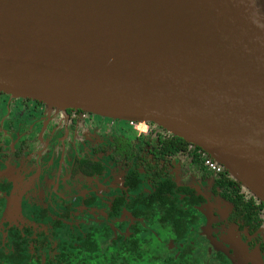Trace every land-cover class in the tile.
Returning <instances> with one entry per match:
<instances>
[{"label":"water","instance_id":"1","mask_svg":"<svg viewBox=\"0 0 264 264\" xmlns=\"http://www.w3.org/2000/svg\"><path fill=\"white\" fill-rule=\"evenodd\" d=\"M0 92L155 123L264 203V0H0Z\"/></svg>","mask_w":264,"mask_h":264},{"label":"flooded vegetation","instance_id":"2","mask_svg":"<svg viewBox=\"0 0 264 264\" xmlns=\"http://www.w3.org/2000/svg\"><path fill=\"white\" fill-rule=\"evenodd\" d=\"M1 102L6 110L0 114V246L16 235L47 243L62 226L70 227L73 241L88 228L105 233L109 226L118 234L130 229L138 236L147 227L164 257L181 256L186 264H235L238 243L245 248L242 264H264V223L253 230L236 216L238 207L216 187L213 172L224 168H208L205 161L214 160L202 149V166L192 160L197 151L188 142L186 160L151 164L147 155H138L136 142H127L145 135L151 122L138 129L130 120L61 111L0 92ZM46 181L50 186L43 189ZM155 186L164 189L162 201L157 193L149 197L154 204L169 203L185 214L180 239L174 240L173 225H160L157 215L132 219L127 206L139 193L152 194Z\"/></svg>","mask_w":264,"mask_h":264},{"label":"trees","instance_id":"3","mask_svg":"<svg viewBox=\"0 0 264 264\" xmlns=\"http://www.w3.org/2000/svg\"><path fill=\"white\" fill-rule=\"evenodd\" d=\"M150 126V130L145 135L131 136L127 140L130 144L132 141L138 144L140 157L147 155L152 160L151 164L155 162L154 160H166L170 164L176 158L186 160L190 153L187 151L186 141L155 123L151 122ZM194 149L197 153L194 154L192 160L199 162L202 166L201 149L196 146ZM161 173L162 171L158 170L152 174V177L157 180ZM213 173L216 175V187L223 192L232 205L238 207L236 216L240 217L245 225L257 230L264 223V203L244 188L225 169L219 173ZM154 189L152 194L146 196L139 193L134 197L133 202L131 201L132 203L129 202L131 204L127 208L131 210L132 219L135 220L136 217L149 219L157 215L161 218L160 225H173L174 240L180 239L185 231L183 222L185 214L176 213L173 209L175 207L169 203L167 207L154 204L149 197L157 193L159 200L162 201L164 188L155 186ZM132 190L134 188L128 191L132 192ZM136 190L137 187L134 192ZM117 206H119L118 203ZM145 224L149 226L148 222ZM156 228L155 226L152 229L156 230ZM105 230L103 233V229L88 228L85 230L86 235L73 241L70 236V227L62 226L54 233L52 241L43 244L36 243L34 240L32 242L28 238L22 240V237L17 235L16 239L12 236L9 242L6 240L0 246V264H186L181 256H177L176 259L164 257L160 252L161 243L156 237H148L151 236V232L147 227L142 229L138 236L132 234L130 229L122 234L116 233L109 226Z\"/></svg>","mask_w":264,"mask_h":264},{"label":"rangeland","instance_id":"4","mask_svg":"<svg viewBox=\"0 0 264 264\" xmlns=\"http://www.w3.org/2000/svg\"><path fill=\"white\" fill-rule=\"evenodd\" d=\"M5 110H6V103L3 105V102H1L0 103V114L2 113L4 116H5ZM89 113V112H88ZM90 114V117H94V116H99V115H97V114H93V113H89ZM3 117V116H2ZM101 117H103V116H101ZM2 120V119H1ZM1 120H0V122H1ZM117 120H121V119H117ZM147 123V122H146ZM145 127V124H144V122H139L138 123V125H137V128L138 129H143ZM50 183H51V181H46V182H43V184H42V188L44 189V188H46V187H48V186H50ZM46 189L45 190H43V191H41L40 193H42V195H46ZM17 191H15V193H16ZM16 208V207H15ZM190 238H194L195 236H194V233H190V236H189ZM234 254H236L235 253V250H234ZM237 255V254H236Z\"/></svg>","mask_w":264,"mask_h":264},{"label":"built area","instance_id":"5","mask_svg":"<svg viewBox=\"0 0 264 264\" xmlns=\"http://www.w3.org/2000/svg\"><path fill=\"white\" fill-rule=\"evenodd\" d=\"M131 124H133V125H136V124H138L139 122H135V121H131L130 122ZM146 122H144V124H145ZM205 165L208 167V168H210V169H212L213 171H219L220 169H222V167L219 165V164H216L214 161H212V160H206L205 161Z\"/></svg>","mask_w":264,"mask_h":264},{"label":"bare ground","instance_id":"6","mask_svg":"<svg viewBox=\"0 0 264 264\" xmlns=\"http://www.w3.org/2000/svg\"><path fill=\"white\" fill-rule=\"evenodd\" d=\"M141 122H145V121H141ZM144 128H145V127H144ZM144 128H143V129H144Z\"/></svg>","mask_w":264,"mask_h":264}]
</instances>
